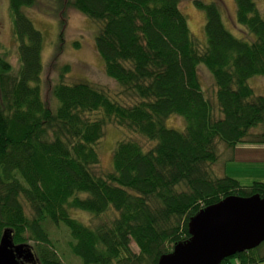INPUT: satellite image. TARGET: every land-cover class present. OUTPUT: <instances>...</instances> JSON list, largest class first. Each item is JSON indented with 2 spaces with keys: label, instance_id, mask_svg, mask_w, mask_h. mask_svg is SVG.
<instances>
[{
  "label": "trees",
  "instance_id": "1",
  "mask_svg": "<svg viewBox=\"0 0 264 264\" xmlns=\"http://www.w3.org/2000/svg\"><path fill=\"white\" fill-rule=\"evenodd\" d=\"M7 1L17 68L0 55V239L6 232L30 249L34 259L23 264H63L49 233L60 224L81 264H157L190 238L199 211L230 196H264V183L241 186L213 171L218 145H264V95L248 85L264 77V14L254 0H234L240 38L224 27L216 1L192 0L205 15V46L190 34L180 0H49L61 31L67 8L97 24L95 50L125 97L57 83L52 108L39 86L42 35L23 12L37 0ZM199 65L211 75L208 92ZM171 115L183 118L182 131L165 126ZM108 124L152 145L117 142L111 171L97 174ZM70 210L110 217L89 227ZM263 248L220 264L264 263Z\"/></svg>",
  "mask_w": 264,
  "mask_h": 264
},
{
  "label": "rangeland",
  "instance_id": "2",
  "mask_svg": "<svg viewBox=\"0 0 264 264\" xmlns=\"http://www.w3.org/2000/svg\"><path fill=\"white\" fill-rule=\"evenodd\" d=\"M202 1L204 3L216 1L224 27L235 37L244 36L245 30L235 23L234 0ZM254 2L260 14H264V0H254ZM52 5L49 0H37L35 7L23 8V12L32 22L33 27L42 35V74L39 84L42 99L52 108L55 105V100L50 95V90L54 85L57 83L86 82L102 89L113 98L125 100V97L120 94V88L117 84L106 76L104 63L95 50L94 37L98 29L97 24L74 9L67 8L64 15L65 27L61 31ZM179 8L186 18L192 37L199 46H205L204 12L196 8L192 0H180ZM2 54L16 69V42L12 33L7 0H0V55ZM63 66L67 67V71H61ZM198 77L202 88L206 92L210 91L212 89L211 75L203 65L198 66ZM248 85L256 95H264V77H252L248 80ZM165 126L182 131L185 122L182 117L171 115L166 119ZM257 132H260L259 129L252 131V133ZM124 139L136 140L144 148L152 145V143L135 134L128 133L124 129L115 127L113 124L106 125L103 137L96 146L99 154V165L95 168L97 174L111 171L112 151L116 143ZM260 146L255 143H241L233 148L218 145L219 160L216 164L217 170L220 168L218 172L222 176L238 181L241 186L247 187L253 182L264 183V150H261ZM248 149H256L257 152H249ZM213 171L217 175L215 167ZM70 216L89 227L106 222L110 217L103 215L95 219L89 213L80 210H70ZM49 233L53 241V249L63 264H81L80 259L74 256L69 249L70 237L62 224L58 227H50ZM132 250L136 252L133 245Z\"/></svg>",
  "mask_w": 264,
  "mask_h": 264
},
{
  "label": "water",
  "instance_id": "3",
  "mask_svg": "<svg viewBox=\"0 0 264 264\" xmlns=\"http://www.w3.org/2000/svg\"><path fill=\"white\" fill-rule=\"evenodd\" d=\"M190 238L160 257L157 264H220L223 259L252 250L264 242V196H230L199 211L188 223ZM29 248L12 244L4 232L0 264L30 263Z\"/></svg>",
  "mask_w": 264,
  "mask_h": 264
},
{
  "label": "crops",
  "instance_id": "4",
  "mask_svg": "<svg viewBox=\"0 0 264 264\" xmlns=\"http://www.w3.org/2000/svg\"><path fill=\"white\" fill-rule=\"evenodd\" d=\"M261 148V150H264V145H261L260 146ZM263 147V148H262ZM247 151H249V152H257V150L256 149H248ZM215 169H216V173H217V175H219V176H221V174L218 172L219 170H220V168H218V170H217V166H215Z\"/></svg>",
  "mask_w": 264,
  "mask_h": 264
}]
</instances>
